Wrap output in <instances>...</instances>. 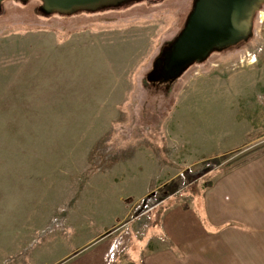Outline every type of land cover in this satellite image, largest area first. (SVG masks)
Instances as JSON below:
<instances>
[{
    "label": "rangeland",
    "instance_id": "obj_1",
    "mask_svg": "<svg viewBox=\"0 0 264 264\" xmlns=\"http://www.w3.org/2000/svg\"><path fill=\"white\" fill-rule=\"evenodd\" d=\"M197 2H0V264L167 246L150 231L168 208L264 156V0L242 34L172 64ZM252 224L231 264H264Z\"/></svg>",
    "mask_w": 264,
    "mask_h": 264
},
{
    "label": "crops",
    "instance_id": "obj_2",
    "mask_svg": "<svg viewBox=\"0 0 264 264\" xmlns=\"http://www.w3.org/2000/svg\"><path fill=\"white\" fill-rule=\"evenodd\" d=\"M248 165L249 169L240 175L237 174L242 167L237 168L236 174L230 175V182L206 189L197 199L199 208L196 205L168 208L160 231H150V235L164 233L167 246L140 247V253L129 250V255L117 261L118 248L108 247L104 240L101 244L99 241L86 248L70 250L65 253L66 257L57 260H61L57 264H231L233 256L253 253V248L249 250V242L254 247V232L243 226L251 224L253 229L254 216H264V201H261L264 197V156ZM150 229L155 230L154 226ZM244 241L246 245L239 247Z\"/></svg>",
    "mask_w": 264,
    "mask_h": 264
},
{
    "label": "water",
    "instance_id": "obj_3",
    "mask_svg": "<svg viewBox=\"0 0 264 264\" xmlns=\"http://www.w3.org/2000/svg\"><path fill=\"white\" fill-rule=\"evenodd\" d=\"M2 0H0L1 2ZM103 0H45L48 9L68 11ZM260 0H198L171 59L172 64L229 42L242 34Z\"/></svg>",
    "mask_w": 264,
    "mask_h": 264
}]
</instances>
